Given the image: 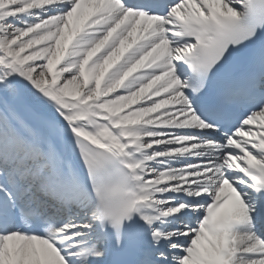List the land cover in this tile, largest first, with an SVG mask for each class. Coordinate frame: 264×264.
Here are the masks:
<instances>
[{
  "label": "snow or ice",
  "instance_id": "1",
  "mask_svg": "<svg viewBox=\"0 0 264 264\" xmlns=\"http://www.w3.org/2000/svg\"><path fill=\"white\" fill-rule=\"evenodd\" d=\"M0 264H264V0H0Z\"/></svg>",
  "mask_w": 264,
  "mask_h": 264
}]
</instances>
